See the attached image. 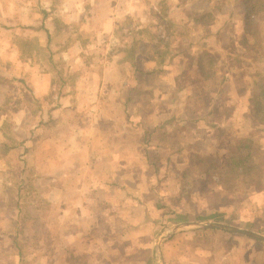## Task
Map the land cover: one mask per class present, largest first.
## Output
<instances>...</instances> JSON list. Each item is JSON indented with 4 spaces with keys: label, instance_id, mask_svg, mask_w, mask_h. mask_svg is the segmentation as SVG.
<instances>
[{
    "label": "rangeland",
    "instance_id": "1",
    "mask_svg": "<svg viewBox=\"0 0 264 264\" xmlns=\"http://www.w3.org/2000/svg\"><path fill=\"white\" fill-rule=\"evenodd\" d=\"M256 2L264 4V0ZM8 5L10 9L17 8L7 20L8 31L0 35L1 105L7 98L14 108L29 104L37 111L42 98L48 97L53 102L58 89L67 92L72 85H77L88 90L80 108L86 103L93 104L92 100L97 105L106 94L118 103L127 100L126 108L131 104L144 108L153 102L158 91L157 105L171 106L178 95L179 106L189 102L201 107L217 104L220 107L213 113L215 127H219V122L234 119L242 127L237 130L230 125L220 131L217 129L216 134L219 131L222 141L231 138L233 147L229 145V154L219 157L213 154V157L192 162L191 175L183 191L167 203L161 202L154 213H149L151 221L147 222L138 204L125 205L119 214L115 208L112 213L110 208L103 211L96 206L92 217L88 218L73 216L68 208L60 209L64 203L60 207L53 206L50 191L54 171L68 173L84 163L77 155L74 138L63 116L57 113L53 121L52 117H47L42 126L40 118L30 113H0V203L5 200L0 205V264H18V260L23 264H60L68 259L69 250L85 249L93 255L91 264H155L159 260L156 240L165 237L174 223L187 220L219 221L264 234V201L257 204L252 201L245 187L246 179H239L235 191L227 197L213 183L215 176L208 180L214 172L211 166L222 164L235 153L242 138L257 142V160L264 174V8L249 16L247 0H141L138 4H131L130 0H81L77 2L78 8L75 0H11ZM128 6V10L134 7L143 14L124 13ZM20 7L24 12L23 20L16 12ZM110 9L118 11L120 16L103 31L104 16L101 18L100 13ZM76 10L82 12V16L71 15ZM197 25L221 28L229 25L220 37L222 43L204 53L200 50L202 57L195 43L201 40L200 35L191 34L192 26ZM41 42L45 48L37 49L35 46ZM188 42L191 49L187 47ZM21 49L24 55L43 61L1 63V60L10 62V58L20 59ZM193 54L201 58L221 54V63L225 61L222 65L204 63V72L200 74L201 66L194 63L195 67L190 68L182 63L186 56L197 62ZM138 55L149 56L158 65L153 71L141 68L142 85L133 95L132 77L140 70L136 62ZM232 70L237 71L233 77L235 97L228 98L231 86L226 75ZM145 72H152V76L148 77ZM105 75L106 79L101 81ZM37 79L46 87L39 99L31 97ZM6 92L9 93L5 95ZM187 92L191 96L181 102L179 98L185 97ZM245 102L249 111H238ZM151 135V130L144 129L138 137L139 143L148 142ZM43 137L52 138L51 143L40 142ZM55 153L64 157L56 159ZM70 154L72 157H66ZM203 170L205 176L193 175ZM126 223L134 228L126 231ZM194 230L184 227L178 233ZM69 234L77 238H69ZM170 239L163 243V254L171 250ZM183 243L181 247L215 251L235 244L237 248L248 247V238L232 235L228 239L204 232ZM12 252L15 258L10 260ZM206 256L208 254L204 258ZM210 256L212 258V254Z\"/></svg>",
    "mask_w": 264,
    "mask_h": 264
},
{
    "label": "crops",
    "instance_id": "2",
    "mask_svg": "<svg viewBox=\"0 0 264 264\" xmlns=\"http://www.w3.org/2000/svg\"><path fill=\"white\" fill-rule=\"evenodd\" d=\"M140 1L130 0V3L138 4ZM77 2H81V0H75L76 5ZM10 3L11 0H0V35L8 31L7 20L12 17V11L17 8L13 7V9H10L8 5ZM129 6L123 10V12L125 11L124 13H130L135 16L143 14L142 12H138L134 7L128 10ZM78 7L79 5H77ZM20 8L16 12L19 13V19L23 20L24 12L22 7ZM113 11L114 9H110L100 13L101 18L104 16L102 22L105 27L102 28L103 31L108 29L110 24H115L117 17L120 16L118 11H115L117 14ZM107 12L111 14L106 15ZM82 14V12H78L77 10L71 12V15H75L76 17H80ZM228 27L229 25L223 28L221 26L212 27V25L192 26L194 30H192L191 34L200 35L201 38V40L195 41L201 57L203 51L211 50L212 46L218 47L222 43L220 37L227 31ZM233 28L234 26L230 29L232 30ZM55 29L56 27L54 26ZM195 29L199 30V32ZM9 45V48H11V43ZM44 45L41 42L38 47H35L43 49L45 48ZM187 47L188 49L192 48L190 42H188ZM193 49H195V46H193ZM19 51L20 59L10 58V62L1 60V63L27 64L28 61L33 62L34 60L38 64L43 61L39 57H31L28 54L24 55L23 49ZM214 52L217 51L214 50ZM194 55L193 58L197 59V62H194L191 59L192 57L186 56L184 58L185 62L182 61V63L190 68L195 64L198 67L201 66L198 69L200 74L204 72V63L207 62L205 65H208V62L213 65H222L225 61L221 63V54H219V57L217 55L216 57H212L213 55H207L206 57L205 55L204 58ZM136 59L140 70L132 77L134 84L131 92L133 95L142 85L141 68L153 71L157 69L155 67L158 65V62L149 56L138 55ZM53 60L55 61V58ZM151 63H154L153 68L150 66ZM188 63L190 64L188 65ZM261 63H263V59ZM145 73H148V77L152 76V72ZM236 74L237 71L232 70V73L226 75L229 80L227 83L231 86L228 98L235 97L233 94V77ZM83 77H80V79ZM106 77L107 75L102 76L101 81L105 80ZM20 79L27 82L24 78ZM40 83H42V88L40 87ZM70 88L66 90L67 92L59 91L60 89H58L54 93L56 100H53V102H50L48 97L46 99L42 98L40 100L42 105L39 106V110L37 111H34L29 104L14 108L11 101L6 98L5 104H0V113H30L36 118H40L39 123L42 126L47 121V119L44 120L47 117H52L53 121L58 114L63 116L68 130L74 138L73 145L76 146L77 155H79V158L84 163L74 167L68 173H58L55 170L53 173L54 184L50 192L52 193L53 206L58 205L60 207V204L64 203L65 206L63 205L60 209L68 208L70 213L77 217H92L91 212L96 206L103 211H107L110 208L112 213H114L115 208L119 214V210H123L125 205L134 206L138 204L144 210V218H146L147 222H150L149 213H154L160 207L161 202L167 203L166 201L176 198L175 196L180 194L181 190L183 191L186 182H183L182 178L184 175L187 177L191 175L192 162L207 159L208 156L213 157V154L217 157L229 154L233 144H231V138L229 137L224 141L219 138L218 133L221 128L226 129L230 125H233V128L238 130L242 127V124L238 123L235 119L233 121L217 122L219 127H215L213 113L217 111V108L220 107L219 105L213 103L214 105L212 106L210 104L209 107H201L192 105L189 102V104L186 103L179 106L178 94L176 103L171 106L157 105L160 92L155 91L153 102L144 108L136 105L133 106L132 104V106L128 105L126 108L125 102L127 100L118 103L116 100H110L107 96L108 94L104 97L101 96L100 102L97 105L94 103L96 101L92 100L94 101L92 102L93 104L86 103L84 108H80L82 99L88 90L84 89V87H77V85H72ZM136 88L137 90L135 91ZM31 91V97L39 99L41 93H45L46 91V87H43V81L37 79L36 88L34 87ZM7 93L9 92H6L5 95ZM97 94L98 90L94 96L97 97ZM209 95L211 97L212 93H209ZM190 96L191 94L187 92L186 96L179 98V100L183 102ZM131 101H133L132 98ZM240 108L238 111L244 113H247L250 109V107L246 108V102L244 105H240ZM80 116L83 117L80 118ZM244 119H246L245 116ZM144 129L151 130V138L148 142L144 143L142 141L139 143L138 137ZM217 129L219 131L216 134ZM53 138H55L54 135ZM45 140L51 143L52 138L43 137L40 139V142L44 143ZM55 142L57 143V140ZM53 145L55 144L53 143ZM229 145H231L230 149ZM71 155H66V157H72ZM54 156L56 159L64 157V155L61 156L58 153H55ZM156 162H158V165H156ZM193 175H198L197 177L201 178L205 176V173L203 170L201 174L193 173ZM250 198L255 204L259 203L260 200L264 201V188L251 195ZM4 201L0 205H3ZM125 201L127 202L125 203ZM73 210L77 212L75 213ZM145 222L143 221V223ZM72 223L73 221L70 222V224ZM4 232L7 233L6 230ZM204 232L211 233L212 235H224V238L228 239L232 235L245 236L217 229H195L194 231L178 233L170 239V243H172L171 250L163 254L165 264H264V243L249 236H245L248 238V247L245 246L244 248H237L236 244L233 247L226 249L218 248L215 251H209L200 247H181L184 244L183 241H191L194 237ZM70 236L74 237L73 239L77 238L73 234H69V238ZM180 240L182 241V245L179 247V244H181ZM188 243L186 244L187 246ZM156 244L155 248L157 250ZM164 246H162V249H164ZM253 246L259 248H252ZM259 253L260 256L258 255ZM207 254L208 256L204 258ZM211 254L212 258H210ZM13 257L15 258V255L12 252L10 260ZM67 257L68 259H63L60 261V264H86L88 261L91 264L93 255L87 249L78 251L69 250ZM17 262L18 264H23L20 260ZM155 264H157V261Z\"/></svg>",
    "mask_w": 264,
    "mask_h": 264
},
{
    "label": "trees",
    "instance_id": "3",
    "mask_svg": "<svg viewBox=\"0 0 264 264\" xmlns=\"http://www.w3.org/2000/svg\"><path fill=\"white\" fill-rule=\"evenodd\" d=\"M248 2V14L249 16L261 11L264 8V4L256 2V0H247ZM257 143L249 138H242L235 153L222 164L211 166L214 170L210 175L208 172V180H211L213 176L216 177L214 184H216L222 192L228 196L232 191L236 189V182L239 179H246L245 187L248 189V195H253L260 189L264 188V174L260 170V165L257 160ZM187 176H183V182L187 181ZM239 183V182H238ZM118 216V215H117ZM125 230H131L134 228L131 224H125Z\"/></svg>",
    "mask_w": 264,
    "mask_h": 264
},
{
    "label": "water",
    "instance_id": "4",
    "mask_svg": "<svg viewBox=\"0 0 264 264\" xmlns=\"http://www.w3.org/2000/svg\"><path fill=\"white\" fill-rule=\"evenodd\" d=\"M184 227H190V229L196 230L217 229L225 232L249 236L264 243V234L252 229L212 220L183 221L169 227L166 236H161L157 239V256H159V260L157 259V264H165L164 255L162 253V244L164 241L170 239L174 234L184 229Z\"/></svg>",
    "mask_w": 264,
    "mask_h": 264
}]
</instances>
